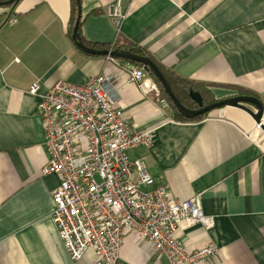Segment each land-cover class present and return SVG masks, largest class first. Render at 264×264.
Segmentation results:
<instances>
[{
    "label": "crops",
    "instance_id": "obj_1",
    "mask_svg": "<svg viewBox=\"0 0 264 264\" xmlns=\"http://www.w3.org/2000/svg\"><path fill=\"white\" fill-rule=\"evenodd\" d=\"M117 0H81L80 30L96 49L118 32L164 68L205 85L214 99L246 90L264 104V0H121L117 28L104 13ZM76 0H19L0 6V264H94L89 249L71 258L52 217L56 173L48 162L40 95L59 79L83 83L105 73L122 84L117 107L131 131H153L150 146L128 150L145 161L175 199L194 198L215 217L207 229L179 228L189 250L211 241L199 264H264V132L244 110L223 107L201 120L175 118L152 94L125 82L130 61L81 50L73 38ZM135 64V63H133ZM123 264H170L147 239L127 232Z\"/></svg>",
    "mask_w": 264,
    "mask_h": 264
},
{
    "label": "built area",
    "instance_id": "obj_2",
    "mask_svg": "<svg viewBox=\"0 0 264 264\" xmlns=\"http://www.w3.org/2000/svg\"><path fill=\"white\" fill-rule=\"evenodd\" d=\"M104 13L117 28L126 17L121 0L107 4ZM126 71L125 82L138 84L162 108H171L143 65L130 63ZM121 87L113 74L101 73L83 83L59 79L42 93L39 81L29 88L41 97L49 152L42 172L60 176L52 195L60 237L74 260L93 249L94 264H123L127 232L149 240L155 254L170 264H199L218 252L217 245L211 241L189 250L176 231L196 224L210 229L215 217L204 213L194 198H173L165 185L155 183L144 160L129 156L131 148L150 146L154 134L131 131L117 107Z\"/></svg>",
    "mask_w": 264,
    "mask_h": 264
},
{
    "label": "water",
    "instance_id": "obj_3",
    "mask_svg": "<svg viewBox=\"0 0 264 264\" xmlns=\"http://www.w3.org/2000/svg\"><path fill=\"white\" fill-rule=\"evenodd\" d=\"M19 0H8L2 1L0 0V6H6L8 4L16 3ZM78 5V16L76 18L75 26L73 29V38L75 39L76 45L83 51L91 54H99V55H110L114 58H121L128 60L130 62H138L141 63L146 71L152 73L157 80L163 86L165 92L171 99L172 103L175 105L176 109L182 113L187 118H196L200 115H204L209 113L215 109L223 108V107H235L244 110L247 112L255 121L257 125L260 126V129L264 132V104L262 100L255 95H244L237 94L228 96L222 99H217L214 102L209 104H205L203 100V96L199 91L191 90L190 96L193 100H195L199 107L198 108H189L186 107L176 96L174 91L171 88V85L159 67V65L150 57L146 55H141L134 53L130 50H108V49H96L93 47L87 46L82 40L79 33V25L81 20V0H76Z\"/></svg>",
    "mask_w": 264,
    "mask_h": 264
},
{
    "label": "trees",
    "instance_id": "obj_4",
    "mask_svg": "<svg viewBox=\"0 0 264 264\" xmlns=\"http://www.w3.org/2000/svg\"><path fill=\"white\" fill-rule=\"evenodd\" d=\"M2 1H8V0H2ZM14 3L12 4H8L5 7L8 6H12ZM79 33L81 36V40L89 47H93L94 46L91 45V43H89L81 34V30H80V25H79ZM100 49H108V50H130L134 53L137 54H141V55H146V56H150L161 68V70L163 71V73L165 74V76L167 77L172 90L174 91V93L176 94V96L178 97V99L186 106L189 108H198L199 105L198 103L192 99V97L190 96V91L191 90H195V91H199L201 93V95L203 96V100L205 104H209L211 102H214L216 99H214L212 97V95L210 94V92H208L207 88H205V85L199 82H195L194 80L191 79H187L184 78L182 76H179L177 74H175L174 72H171L170 70L164 68L160 63H158L144 48L134 44L133 42H130L129 40H127L125 37H123V35L119 32L117 35V38L115 39V41L110 44L108 47L106 48H100ZM121 59V58H120ZM125 60V59H124ZM128 61V60H125ZM138 65H142L141 63L138 62H132ZM153 78L158 82V84L160 85L164 95L168 98V100L171 103V106L173 107L174 111H175V118L178 120H183V121H193V120H201L203 118H205L209 113H206L204 115H200L196 118H187L186 116H184L182 113H180L175 105L172 103L171 99L169 98V96L167 95V93L165 92L163 86L161 85V83L157 80V78L150 73ZM240 94H244V95H253L250 92L246 91V90H239ZM256 96V95H255ZM258 97V96H257Z\"/></svg>",
    "mask_w": 264,
    "mask_h": 264
}]
</instances>
